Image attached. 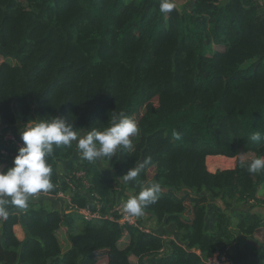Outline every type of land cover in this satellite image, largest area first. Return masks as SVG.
Here are the masks:
<instances>
[{
  "label": "trees",
  "instance_id": "1",
  "mask_svg": "<svg viewBox=\"0 0 264 264\" xmlns=\"http://www.w3.org/2000/svg\"><path fill=\"white\" fill-rule=\"evenodd\" d=\"M171 2L162 13L160 0H0V132L60 116L86 135L140 113L133 148L112 159L84 160L76 142L54 147L53 190L68 189L64 178L84 169L90 186L72 178L75 201L102 202L110 214L129 197L114 182L125 188L120 177L147 161L130 189L135 196L141 184H160L143 214L173 225L180 241L108 218L84 221L31 198L1 218L0 264H211L216 253L264 264V212L253 209L264 208V172L249 174L241 160L216 171L207 164L209 156L264 157V0ZM257 132L261 140L252 141ZM261 227L262 242L254 236Z\"/></svg>",
  "mask_w": 264,
  "mask_h": 264
},
{
  "label": "clouds",
  "instance_id": "2",
  "mask_svg": "<svg viewBox=\"0 0 264 264\" xmlns=\"http://www.w3.org/2000/svg\"><path fill=\"white\" fill-rule=\"evenodd\" d=\"M173 8L174 4L171 0H160L159 9L162 13H169ZM110 120L109 126L103 130L92 128L86 135H79L76 131L75 124L60 116H50V118L37 117L35 119H29L22 126L7 128L6 131L2 130L0 132V144L4 147L1 151L4 157L3 162H13V166L7 168V170H0V218L7 219L9 208L23 209L27 206L31 198L33 201L39 203L41 199L46 197L52 198L50 201L54 202L51 208L65 212H75L82 217L67 201L57 198L54 195L58 194L60 190H63L71 194L73 203L84 207L75 201V192L70 187L68 181L72 180L71 175L75 171L84 169H76L64 178L68 184V189L58 187L54 191L55 185L51 182L52 167L49 163V157L53 156L54 147L71 146L73 142H76V147L82 159L89 162H95L105 158L112 159L116 156L118 150L130 149L132 146L131 138L138 133L136 122L123 113L110 118ZM250 139L252 141H260L261 135L258 132L253 133ZM146 163L147 161L138 166H133L120 178L125 183L136 180ZM241 164L246 167L249 174L264 172V157L254 158L247 164L241 160ZM161 191L160 184L153 182L146 185L141 184L140 191L135 196L134 193L129 195L126 192L129 197H132H127L129 199L123 204L125 214L130 217L143 215V209L150 204L156 203L158 194ZM54 199L63 201L65 207L63 209L58 208L57 202ZM82 219L87 221L83 217ZM114 221H117L121 225L128 224L135 226L143 232L158 234L157 231L152 230L148 226L129 224V222L122 224L118 220ZM125 236H129L127 232L123 235V237ZM160 236L165 241H168L166 234L162 233ZM169 249L171 248L167 245L159 252L163 253L164 250L169 251ZM197 252L201 256V252ZM216 255L217 253L214 256ZM214 256L209 257L208 262ZM217 256L230 260L224 255L220 256L219 254ZM209 263L215 264L212 262Z\"/></svg>",
  "mask_w": 264,
  "mask_h": 264
},
{
  "label": "rangeland",
  "instance_id": "3",
  "mask_svg": "<svg viewBox=\"0 0 264 264\" xmlns=\"http://www.w3.org/2000/svg\"><path fill=\"white\" fill-rule=\"evenodd\" d=\"M222 1H224V0H222ZM175 2L177 3V5L180 7V9H182V8H185V7H190L191 6V3H192V0H175ZM3 60V58H2V56H0V62ZM247 64H250V62H248ZM140 117H141V115H140V113H139V115H135V116H133L131 119H133L135 122H136V124H137V121L140 119ZM79 135H82V132L80 131L79 132ZM136 136V135H135ZM134 136V137H135ZM134 137H132L131 139L133 140L134 139ZM135 144V143H134ZM134 144L132 143V148H133V146H134ZM254 158H256V155L254 154V153H252V152H247V153H242L241 155H239L237 158H234L233 160H229L230 161V163L233 161V163H234V165L236 164V162H237V160H243V161H247V160H252V159H254ZM219 159H221V158H219ZM219 159H212V160H210V162H209V160H208V163H210V168L212 169V170H214V168H216V169H227V168H232L233 166H230V165H228V163L227 162H219ZM226 160V159H225ZM108 165L106 164V163H104L103 162V164H102V168L103 169H107L108 170V167H107ZM151 173H153V170H152V172ZM133 184V181H130V182H127V183H125V182H123V185H127L125 188H123L122 186H121V184H120V182H117V181H115L114 182V185H115V187L119 190V191H126L129 195H131V193H134V190H132V189H130V187H131V185ZM125 195H127V194H125ZM130 197H132V196H130ZM129 197V198H130ZM129 198H127L126 196H121V198H119V200L118 201H120L119 202V204L121 205L120 207H122L123 208V204H124V202L125 201H127ZM259 198L260 199H263L264 198V187H262L260 190H259ZM221 203V202H220ZM46 206H48V207H50L49 206V204L48 205H46ZM255 208H253V207H251V208H253V209H257V210H260V211H263L264 212V208L263 207H259V206H254ZM250 208V207H249ZM245 209H248V207H245ZM143 224H144V222H143ZM146 224H147V226L148 227H150L152 230H155V231H158V229H157V225H155V222H154V220L153 219H151V220H148L147 222H146ZM236 224V221H234V225ZM145 225V224H144ZM0 226H1V218H0ZM14 232H15V234H16V237L19 239V240H22L23 239V236L25 235L24 233V230L19 226V225H17L15 228H14ZM255 238L256 239H258V241H260V242H262L263 241V227H261L259 230H257V232L255 233ZM59 237H60V239H61V242H62V244H63V251L65 252V251H67L69 248H70V244H69V242L67 241V240H65V234L64 233H61V234H59ZM128 240H129V236H125V237H123L122 239H121V241H120V247H124L127 243H128ZM132 261L133 262H137V258L136 257H132ZM100 264H103V262H100Z\"/></svg>",
  "mask_w": 264,
  "mask_h": 264
},
{
  "label": "built area",
  "instance_id": "4",
  "mask_svg": "<svg viewBox=\"0 0 264 264\" xmlns=\"http://www.w3.org/2000/svg\"><path fill=\"white\" fill-rule=\"evenodd\" d=\"M72 178H75L79 181H81L85 187H89L90 186V181L89 178L87 176L86 171L84 170H77L75 171L72 175ZM70 183V187L75 191L76 189H78L77 185L74 183L73 180H68ZM37 196V195H36ZM57 198L63 199L65 201H67L71 207H74L81 215L82 217L87 220V221H93V220H100V219H112V220H118L119 222H121L122 224L129 222V224H134V225H138V220L137 217H130L127 216L123 210L122 207H120L121 205L119 204V202L117 203V205L111 210L110 214H104L102 212V202L96 201L95 205L96 208H92V206L90 204H87L84 207H80L78 205H76L75 203H73L72 201V196L70 193L65 192L63 190H60L58 192V194L54 195ZM97 196V194H96ZM98 197V196H97ZM115 212H118L119 217L115 216ZM209 262L215 263V264H233L232 261L228 260L225 257H218L217 255L210 258Z\"/></svg>",
  "mask_w": 264,
  "mask_h": 264
},
{
  "label": "crops",
  "instance_id": "5",
  "mask_svg": "<svg viewBox=\"0 0 264 264\" xmlns=\"http://www.w3.org/2000/svg\"><path fill=\"white\" fill-rule=\"evenodd\" d=\"M16 127H18L19 126V124H17V125H15ZM20 128V127H19ZM19 128H18V130H19ZM219 159V158H221V159H219V162H227L228 163V165H230V166H235L234 165V163H233V161L230 163V161L229 160H233L234 158H236V157H233V158H231V157H225V156H209L208 158H207V164H208V167H209V169L211 170V171H216L217 169L216 168H214V170H212L211 168H210V163H208V160H209V162H210V160H212V159ZM226 159V160H225ZM235 160V159H234ZM61 168H62V166H60ZM50 199H52V198H49V197H46V198H43V199H41V201H45L44 203H46V205H48L49 204V206L50 207H52V205H54V202H52V201H50ZM54 200H56V199H54ZM56 202H57V205H58V208H60V209H63L64 207H65V204H64V202L63 201H58V200H56ZM144 215H147V216H145L144 217ZM153 218V217H152ZM137 220H138V224L139 225H143V226H147V224H146V222L148 221V220H151V218H149L148 217V214H143L142 215V218H141V220L139 219V217H137ZM143 222H144V224H143ZM154 222H155V224L157 225V223H156V220H154ZM21 227V226H20ZM22 228V227H21ZM157 229H158V234L160 235V234H162V233H164V234H166V237H168L167 239L168 240H170V239H174V240H176V241H179V239H178V236H176L175 235V227L173 226V225H157ZM25 234V233H24ZM24 238H25V235L23 236V239L22 240H24ZM180 242V241H179ZM170 252V249H169V251L168 250H164V252L162 253V252H159V255H160V253H162V255H165V254H168ZM217 255H219V253H217ZM132 257H136V256H131L130 257V259H131V261H132ZM137 258V257H136ZM133 262V261H132ZM137 262H138V258H137ZM136 262V263H137ZM133 263H135V262H133Z\"/></svg>",
  "mask_w": 264,
  "mask_h": 264
}]
</instances>
